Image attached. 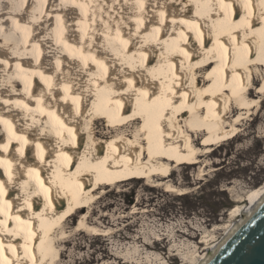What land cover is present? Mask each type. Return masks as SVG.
<instances>
[{
    "label": "bare ground",
    "instance_id": "6f19581e",
    "mask_svg": "<svg viewBox=\"0 0 264 264\" xmlns=\"http://www.w3.org/2000/svg\"><path fill=\"white\" fill-rule=\"evenodd\" d=\"M263 66L264 0H0V264H52L97 186L166 178L235 136Z\"/></svg>",
    "mask_w": 264,
    "mask_h": 264
},
{
    "label": "rangeland",
    "instance_id": "374dc122",
    "mask_svg": "<svg viewBox=\"0 0 264 264\" xmlns=\"http://www.w3.org/2000/svg\"><path fill=\"white\" fill-rule=\"evenodd\" d=\"M261 77L252 74V92ZM243 113L237 134L201 151L197 164L175 166L166 178L97 186L90 206L72 211L54 230L52 264H199L264 183V92ZM95 123L97 132L112 130L104 119ZM201 137L192 135L196 143Z\"/></svg>",
    "mask_w": 264,
    "mask_h": 264
},
{
    "label": "water",
    "instance_id": "95a60500",
    "mask_svg": "<svg viewBox=\"0 0 264 264\" xmlns=\"http://www.w3.org/2000/svg\"><path fill=\"white\" fill-rule=\"evenodd\" d=\"M200 264H264V195Z\"/></svg>",
    "mask_w": 264,
    "mask_h": 264
}]
</instances>
